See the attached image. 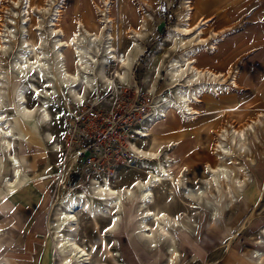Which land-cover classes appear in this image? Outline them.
Masks as SVG:
<instances>
[{
    "label": "rangeland",
    "instance_id": "1",
    "mask_svg": "<svg viewBox=\"0 0 264 264\" xmlns=\"http://www.w3.org/2000/svg\"><path fill=\"white\" fill-rule=\"evenodd\" d=\"M109 1L113 26H107L104 33L111 34V44L119 61L107 64L105 70H100L99 73L114 82L112 89L105 90L99 82L95 83V87L81 104L72 100L65 91L57 90L58 95L54 94L53 101L48 106L49 115L54 119L53 125H16L21 140L31 139L34 144L43 148L37 150L41 151L37 154L41 156L36 161L37 171L22 166L27 175L38 172L39 175L42 174L36 182L29 181L36 186L40 193L38 200L40 196L41 199L33 209L28 225L22 228L25 230L24 244L30 243L32 247H46L48 251L47 247L54 241L51 240L49 231L53 214L66 210L64 203L77 192L84 191L87 195V187L93 181L102 182L107 179L114 188H124L134 180L145 177L144 171L140 169V162L131 151V145L153 151L168 149L170 156L181 158L178 165L187 164L190 176L188 179L193 180L190 181L193 186L198 183L199 178L205 177L201 172L203 165L215 164L212 150L217 132L227 122L240 128L261 116L262 124L259 125L257 134L264 141V0ZM184 1H189L194 11L191 25L196 24L199 18L208 20L201 33L207 41L195 60L196 66L225 76V82L221 83L223 89L218 94L216 91L208 93L195 107L199 113L193 116L195 119L189 122L183 120L174 109L173 114H168L177 121L173 123L172 129L162 134L155 130L145 139L139 135L151 129L156 110L166 99L173 100L175 89L170 81L169 68L173 60L179 57V50L171 49L166 39L172 27L178 23ZM7 2L8 0H0V11ZM34 2L41 4L42 0ZM99 2L100 0H67L70 6L65 10L61 22L66 38L75 30V19L84 23L92 22L97 26L100 13L95 8ZM75 3L76 8L72 11ZM144 19H147L143 29L145 37L139 39L137 47L132 49L130 69L124 82L120 83L115 74L119 71L117 62L132 48V31L138 30ZM92 25L85 26L89 31L96 32L97 29ZM25 26L30 33L29 24ZM103 46L100 45L101 50ZM71 60V52L68 51L66 63L69 72L72 71ZM7 66V60L0 64V68ZM1 78L5 82L4 102L7 113L13 118L12 109L16 100L14 94L25 80H19L13 70H6ZM232 80L236 85L231 84ZM36 85L43 87L39 83ZM36 104L35 99L27 94L26 105L32 107ZM45 130L51 133L52 140L58 144L57 151L53 152L46 143L43 135ZM21 144L16 146L18 159L23 153L33 151L25 141ZM259 148L264 152V144ZM262 157L255 169H249L252 181L243 192L238 193L231 213L224 212L221 208L223 205L227 209L224 194L216 193L208 198L219 210V215L214 217L217 221L211 218L210 209H199L188 218L182 214L183 207L178 200L169 204L168 211L173 215L181 213L180 222L185 225L176 231L181 255L178 264H249L243 262L241 257L247 258L249 252L257 248V237L264 230V153ZM47 165L49 170L43 175ZM178 165L173 169L174 174L179 171ZM0 167V177L7 176V165ZM258 180L260 186L257 184ZM164 190L165 187L161 190L162 194L160 189L154 191L156 199L163 198ZM3 202L0 199V207ZM136 205V202L125 204L122 225L115 235L118 241L116 248L129 247L133 254L132 264H150L156 254L164 257L161 263L164 264L169 256L165 247H158L153 252L141 250L134 235H130L136 220ZM10 209H14L12 204L5 210L2 207L0 212V218L8 224L6 229H10L11 217H7ZM78 217L81 218L80 215ZM208 222L210 226L216 222L214 231L209 229ZM103 225L104 223L101 224ZM22 229L19 230L20 234L23 233ZM27 229L38 234L31 241H27ZM88 230L87 244L94 243L99 247L98 234L89 228ZM78 234L81 235V231ZM185 236L188 241L184 239ZM204 238L211 240L206 251L199 245ZM190 240L197 246L192 247ZM9 246L12 247L13 244ZM115 253L120 257L119 250ZM44 256L48 257V252ZM49 260L57 264V259L53 260V256Z\"/></svg>",
    "mask_w": 264,
    "mask_h": 264
},
{
    "label": "bare ground",
    "instance_id": "2",
    "mask_svg": "<svg viewBox=\"0 0 264 264\" xmlns=\"http://www.w3.org/2000/svg\"><path fill=\"white\" fill-rule=\"evenodd\" d=\"M7 3L0 11V64L5 60L8 64L7 68H0V165L6 164L9 169L7 176L0 177V199L4 202L21 191L25 192L23 189L31 186L29 181H37L42 176L39 172L30 175L24 173L22 161L28 162L32 168L34 160L40 155H25L18 159L15 153L17 144L22 145L25 141L33 151L43 148L34 144L31 139L21 140L16 125H51L54 119L49 115L48 106L53 101L54 94L58 95L57 90L65 91L72 100L81 104L98 82L103 89H112L114 82L99 71H104L107 64L118 60L111 44V34L104 33L107 26H113L109 0H100L95 8L100 13L97 26L92 22L84 23L75 19V30L68 38L61 24L63 14L70 6L67 0H42L41 4L34 0H8ZM74 5L77 4H73L72 11L76 8ZM182 7L183 12L178 17V23L172 27L166 39L171 49L179 50V57L173 60L169 68L170 81L175 89L173 100L166 99L156 110L151 129L139 135L145 139L155 130L162 134L172 129L173 123L177 121L168 114L174 109L183 120L189 122L195 119L193 116L199 114L195 107L208 93L216 91L218 94L223 89L221 83L225 82V76L196 66L195 60L207 41L201 33L208 20L199 18L196 24L191 25L194 11L190 2L184 1ZM146 21L144 19L139 29L132 31V48L117 62L121 72L117 71L115 74L120 83L124 82L130 69L132 49L137 47L139 39L145 37L143 29ZM25 24L31 27L30 33ZM85 25H92L97 31L91 32ZM102 44L103 50L100 49ZM68 51L71 52V72L68 71L66 63ZM6 70L15 71L19 80H25L14 94L16 100L12 109L13 118L8 115L4 102L5 82L1 77ZM37 83L43 87L39 88ZM231 84L236 85L234 80ZM27 94L35 99L36 105H26ZM260 117L240 128L227 122L219 129L212 150L215 164L203 165L201 172L205 177L199 178L195 186L188 183L190 178L188 179L187 164L178 165L181 158L170 156L168 149L153 151L131 145V151L140 162V169L144 171L145 177L134 180L130 186L124 188H114L107 179L102 182L93 181L87 187V195L84 191H79L69 197L64 203L66 210L54 213L49 223L54 239V260L57 259V264H109L93 261L97 258L94 257L96 246L94 243L87 244L89 228L98 234V246L107 249L101 252L100 258L105 257L115 262L120 258L119 254L115 253L114 256L107 247H116L118 244L115 235L122 225L125 204L136 202V220L130 235H134L136 243L142 247L141 250L153 252L158 247H165L169 256L164 264H178L181 255L176 231L185 225H181V214L170 215L164 211L167 204L162 199H156L154 191H161L165 187L166 199L169 198L171 203L179 201L184 207L182 214L188 218H191L192 212L205 208L210 209V216L214 220L219 215V210L208 198L216 193L224 194L227 207L233 208L238 193L243 192L252 181L249 169H255L258 161L263 158L264 152L259 146H263L264 141L257 134V129L262 124ZM43 135L52 151H57L58 144L52 140L51 133L45 130ZM177 165L179 171L174 174L173 169ZM47 170L48 165L45 166L43 175ZM80 231L81 235L78 234ZM255 245L257 248L251 250L247 258L241 257V260L249 264H264V230L260 232Z\"/></svg>",
    "mask_w": 264,
    "mask_h": 264
},
{
    "label": "crops",
    "instance_id": "3",
    "mask_svg": "<svg viewBox=\"0 0 264 264\" xmlns=\"http://www.w3.org/2000/svg\"><path fill=\"white\" fill-rule=\"evenodd\" d=\"M40 152L41 151H30L27 153H23L21 158L24 157L25 155L26 156H31V155L35 156V155L39 154ZM38 157H40V156H38ZM38 157L34 160L32 168L28 167V164L26 162L22 161L23 167H25L26 169L37 171L36 161H37ZM190 181H193V180L190 179ZM190 181L188 180V183L190 186H192L190 184ZM30 185L31 186L25 187L23 189V190H25V192L21 191V192H19V194H17V196H13L11 199H7V201L3 203L2 207L4 210L6 208H8L10 204L13 205L14 209L13 210L10 209L11 212L7 216V217H11L10 226H9L10 229H6L8 224L4 221L3 218H0V231H4V232H1V235H0V264H49V263L55 264L51 260H49L50 256H53V260L55 257L54 241H53V244H51V246L47 247L48 251L46 250V247H32L30 243L24 244L25 230L22 228H24L28 225V222H29L30 218L32 217L31 213H32L33 209L38 205V203L41 199V196H40V198L38 200L40 193H38L39 191L37 190L36 186L33 183H30ZM195 185H193V186H195ZM163 198H164V200H163ZM163 198L161 197L162 201L165 204H167L166 207L164 208V211L170 215H173L168 211L169 210V204L171 203L168 201L169 198L166 199L165 195H163ZM181 206L183 207L182 204H181ZM245 206H246V204H245ZM2 207H0V212L2 211ZM232 207H234V204ZM221 208L223 209L224 212L229 211L230 213L233 209V208H228V207H227L228 209H226L223 207V205H221ZM183 211H184V207H183L182 213H183ZM177 214H181V213H177ZM177 214H175V215H177ZM215 220L217 221V219H215ZM208 221L210 222L211 218ZM209 222H208V224H209ZM215 223L212 226H210V224H209V226H210L209 229L211 231H214L213 227L215 226ZM188 227L191 228V226H189V225H188ZM194 227H192V231L195 230ZM21 229H22L23 233L20 234L19 230H21ZM28 229H30V228H28ZM31 230H28L29 234L27 235L28 236L27 241L28 240L31 241L34 238L33 236L38 235L35 231H33V230L31 231ZM4 235H6L7 237H5ZM2 236H4V237H2ZM9 238H12V240H9ZM50 238H51V240H53L51 234H50ZM184 239L186 241H188V238L186 236L184 237ZM209 241L211 243V240L204 238L202 240V242L199 244L200 247H202L206 251V248L208 249V247L210 245ZM11 244H13L12 247L9 246ZM193 244L194 243L190 240V245H192V247L194 246ZM195 246H197V245H195ZM86 248L90 249L91 247H86ZM107 248L109 251H111L114 254V256H115V252H118V250H119L120 251V259H117L115 262L114 261L112 262V260H110V259L107 260L105 257L100 258V254H102L101 252H105V250H107V249H105V247H94V257H97V258L94 259L93 261L94 262H95V260L96 261H103V262L109 263V264H115L118 261H124L123 262L124 264H132L133 254H132L131 249H129V247H118V250L116 247H107ZM205 251H204V253H205ZM47 252H48V257L44 256V254H46ZM156 256H158V257H156ZM156 256L152 259V262L150 264H161L163 262L164 257L159 256L157 254H156ZM229 256L232 259L234 258L231 254H229Z\"/></svg>",
    "mask_w": 264,
    "mask_h": 264
}]
</instances>
